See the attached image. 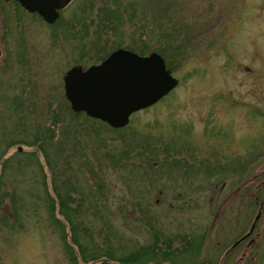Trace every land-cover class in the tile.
<instances>
[{"label": "rangeland", "instance_id": "1", "mask_svg": "<svg viewBox=\"0 0 264 264\" xmlns=\"http://www.w3.org/2000/svg\"><path fill=\"white\" fill-rule=\"evenodd\" d=\"M117 48L164 55L178 83L113 130L74 116L63 75ZM0 50V128L30 141L54 114L65 120L47 153L96 205L88 219L97 243L128 252L155 240L177 247L180 238H200L203 251L193 240L196 248L179 264L224 260L257 211L244 184L264 168V0H71L54 23L0 0ZM16 100L27 118L18 129ZM35 148L17 143L5 157ZM38 158V165L4 170L3 190L15 194L18 218L4 198L0 264H68L45 207L52 174L40 151Z\"/></svg>", "mask_w": 264, "mask_h": 264}, {"label": "trees", "instance_id": "2", "mask_svg": "<svg viewBox=\"0 0 264 264\" xmlns=\"http://www.w3.org/2000/svg\"><path fill=\"white\" fill-rule=\"evenodd\" d=\"M57 24L58 22L52 24V26ZM164 57L165 56L163 55V58ZM21 103L22 102H19L18 100L13 103V107L16 106V110H13L18 114L16 129H18L23 121L27 120V118H24V116L20 114L21 112L19 111L18 105H21ZM72 113L74 116L83 114L79 112ZM86 118L91 119L89 117ZM49 119L50 123L42 125L38 130L30 135V141L24 139L19 140V138H17L11 130L0 128V203L3 202L4 198H8L12 204L13 215L16 219L18 218V211L16 209L18 207V203L15 194L11 192L8 193L3 190L4 170L10 167L11 164L15 165L18 170H20L21 167L23 168L26 166V164L22 165V163L38 165V152L40 151L46 159L52 174L51 185L53 195H47L48 197L45 199V207L48 219L60 232V239L62 241L63 251L66 255L68 264H179L177 258L184 255L189 250H192L191 248H196L195 246H192L193 240H197L199 244L201 243L199 240L200 238L189 239L191 240L190 243L188 241L185 242V238H180L178 239L179 242H177L178 245L176 247L170 240L163 241L162 244L161 240L160 243L159 240H155L128 252L125 247L117 248L109 245L102 246L97 243L95 237L98 229L93 227L92 223L88 219L90 214L88 210L91 209L93 211L91 214H96V211L98 210L96 205L88 201V198L86 197L87 193L83 192V190L78 186L79 182H77L74 176L64 175V173H61L59 170L56 171V168L53 166L54 159L47 153L48 148L53 143V129H55L57 122L58 124H61V122L64 125L67 124L64 122L65 120L61 121L58 119L55 114L53 118L50 117ZM97 121L101 122L99 120ZM101 124H105V126L107 125L103 122H101ZM27 127L29 126L27 125L26 128ZM107 128L117 130L108 125ZM66 131L67 129L65 128V132L62 134L61 141L58 142L57 148H60V145L68 138L69 134H66L68 133ZM17 143L36 146V148L32 151L26 152L16 151L11 156L5 157L8 149ZM130 143L132 142L130 141ZM130 143L126 144V148L130 146ZM128 151L129 150L127 149L123 153L124 158L129 156ZM61 152H63L62 148ZM107 155L108 159L113 161L114 158H111L109 154ZM25 156L27 157L25 158ZM58 157L59 156L56 155L55 158ZM39 167L41 166L39 165ZM219 167L221 166L218 164L216 168ZM56 181H59V183ZM43 182L45 183L44 177ZM44 183L43 185L46 188ZM104 219L105 218L103 217L102 221H106ZM179 243L182 245L179 246Z\"/></svg>", "mask_w": 264, "mask_h": 264}, {"label": "water", "instance_id": "3", "mask_svg": "<svg viewBox=\"0 0 264 264\" xmlns=\"http://www.w3.org/2000/svg\"><path fill=\"white\" fill-rule=\"evenodd\" d=\"M15 1L54 23L59 10L71 0ZM177 83L159 53L139 55L124 48L114 50L99 64L72 66L63 75L64 94L72 111L84 112L112 128L126 126L134 112L156 103Z\"/></svg>", "mask_w": 264, "mask_h": 264}, {"label": "flooded vegetation", "instance_id": "4", "mask_svg": "<svg viewBox=\"0 0 264 264\" xmlns=\"http://www.w3.org/2000/svg\"><path fill=\"white\" fill-rule=\"evenodd\" d=\"M257 178L258 183L253 187V179ZM244 185L245 197L254 198L249 205L250 208L256 206L254 220L228 245L224 251L223 261L214 263L208 259V261L204 260L203 264H264V168L260 174L251 177ZM200 244L197 243V246L203 251L204 241L202 239ZM229 258L233 259L228 262Z\"/></svg>", "mask_w": 264, "mask_h": 264}]
</instances>
